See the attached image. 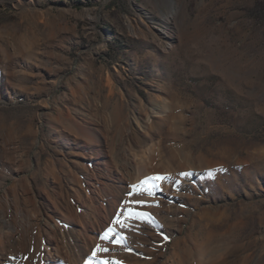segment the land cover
<instances>
[{"label": "rangeland", "instance_id": "374dc122", "mask_svg": "<svg viewBox=\"0 0 264 264\" xmlns=\"http://www.w3.org/2000/svg\"><path fill=\"white\" fill-rule=\"evenodd\" d=\"M1 218L28 264H264V0H0Z\"/></svg>", "mask_w": 264, "mask_h": 264}, {"label": "bare ground", "instance_id": "6f19581e", "mask_svg": "<svg viewBox=\"0 0 264 264\" xmlns=\"http://www.w3.org/2000/svg\"><path fill=\"white\" fill-rule=\"evenodd\" d=\"M48 171L54 174V168L51 167H47ZM47 171V172H48ZM77 178V177H76ZM79 178V176H78ZM78 181V180H77ZM83 195V194H82ZM76 199L82 201L81 204H84L83 198L81 196L80 193H76ZM86 199V198H84ZM79 201V202H80ZM82 204V206H83ZM66 206V205H65ZM71 209V208H70ZM69 209V210H70ZM83 210V208H82ZM81 212V211H80ZM74 214V213H73ZM80 214V219L83 221H86L88 219V213L87 212H82V213H78ZM71 215V214H70ZM75 215V214H74ZM63 216V215H62ZM79 216V215H78ZM65 217V216H64ZM68 216H66L67 218ZM78 218V217H77ZM75 219V218H74ZM79 219V218H78ZM29 221V220H28ZM31 222V221H30ZM29 222V223H30ZM82 222V221H81ZM15 223V222H14ZM16 224V223H15ZM28 224V223H27ZM28 226V225H27ZM33 227L34 225L31 224L30 225ZM29 226V227H30ZM4 228H8L10 229L11 233H6L3 231ZM30 230V229H29ZM36 231V230H35ZM8 232V231H7ZM35 233H33V231L30 230V237L29 240L27 241V246L29 248V250L32 252L33 248H34V243L32 238L35 236ZM42 238V237H41ZM44 242L42 240L39 239L38 241V245H37V253L39 255H28V257L32 260V259H36L38 258V260L41 261L40 264H57V261H61L62 257L61 255H58L60 253H58V249L57 246L56 248L52 247L53 241L50 237H45L44 238ZM22 241H21V236L17 233L16 227L14 226V224L12 225L11 223H9V221H7L5 218H1L0 219V264H28L26 261H23L19 255L18 258H16L14 255H7V253H9V251H13V250H17L19 248V246L21 245ZM76 246V244H75ZM74 246V247H75ZM79 246V245H78ZM77 247V246H76ZM53 248V251H52ZM79 251V253H84V247L83 246H79L77 247ZM76 249V248H75ZM74 249V250H75ZM74 252V251H73ZM78 253V252H77ZM78 253V257H79V263L80 264H85L86 260H82L81 258L84 257L85 255H79ZM80 253V254H81ZM74 255V254H73ZM64 256V255H63ZM68 260L70 259L71 255H67ZM28 258V259H29ZM30 260V261H31ZM183 260V259H182ZM70 261V260H69ZM185 261V260H184ZM36 264V263H35ZM180 264H183V261H181ZM185 264V263H184Z\"/></svg>", "mask_w": 264, "mask_h": 264}, {"label": "snow or ice", "instance_id": "6c2138e0", "mask_svg": "<svg viewBox=\"0 0 264 264\" xmlns=\"http://www.w3.org/2000/svg\"><path fill=\"white\" fill-rule=\"evenodd\" d=\"M211 175V172L209 173ZM180 175L185 176V175H189L188 173H181ZM150 179L153 180H164L167 179V177L165 176H154L151 177ZM147 183V181H141L138 184H134L131 185V189L132 191H130L127 195L132 196L135 194H141L144 191H148L149 194H151V189L148 188L146 189L144 186ZM127 203V202H125ZM133 203L136 204H144V201H134ZM126 218L128 219H151L150 214L148 213H144V212H137L134 211L131 207L127 208L126 210ZM119 222V221H116ZM123 226V225H122ZM100 239L102 241L111 243V244H116V245H120V244H124L126 242V237L121 236L119 233H117L115 231V229L111 226H109L102 234H100ZM110 249L107 247H102L100 244L96 245V247L92 250V254L90 257H88V259L85 261V264H121V262L119 261H109L107 259H103L100 261H96V257H97V253L98 252H103V253H107L109 252Z\"/></svg>", "mask_w": 264, "mask_h": 264}]
</instances>
